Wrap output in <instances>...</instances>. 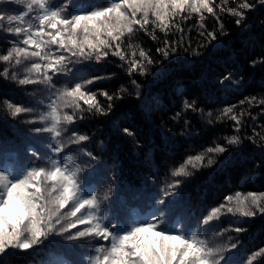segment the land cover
Masks as SVG:
<instances>
[{"label":"trees","instance_id":"1","mask_svg":"<svg viewBox=\"0 0 264 264\" xmlns=\"http://www.w3.org/2000/svg\"><path fill=\"white\" fill-rule=\"evenodd\" d=\"M106 2L72 0L71 8L79 11ZM218 5L219 0L216 10L228 34L219 36L207 48H201L203 55L194 56L191 50H184L189 42L192 47L203 42L197 28L193 27L200 18L199 14L186 12L171 21L167 33L156 28L155 40L143 31H137L131 38L125 37V43H140L141 47L150 50L154 61H159L146 65V74L137 72L129 76L127 64L109 55L99 63L91 60L70 65L74 75L70 73L54 79L59 81V87L76 80L103 76L105 79L89 85V90L122 95L121 99L114 101L98 95L105 107L109 103L113 105L112 110L105 116L86 113L85 118L73 126L77 132L91 137L84 145L71 146L76 149L77 163L91 165L82 174L86 189L94 190L101 199L106 192L113 198V203L108 200L101 204L106 222L130 225L156 213L165 218L164 226L169 230L188 227L213 243L228 244L238 240V248L227 255L237 264H245L250 254L264 248V216L240 219L226 214L203 227L200 220L212 207L223 203L227 195L237 191H264V147L260 146L264 141L257 137L254 144L246 139L253 135V129L264 135V105L240 103L246 97L264 98V63H260L264 59V7L257 6L247 12L245 20L238 26L236 17L220 12ZM229 6L236 7L237 4L230 0ZM20 7L10 4L2 10L14 14L13 10ZM181 16L189 18L181 22ZM204 16L207 26L215 24L211 14L205 12ZM150 19L154 18L150 16ZM153 27L148 25L150 31ZM181 36L184 37L183 43ZM16 39L0 30V53H6ZM165 40L176 49L168 59L155 51L157 47H163ZM253 61H256L255 66ZM5 67H8L7 62L0 61V71ZM18 72L22 78L25 74L23 65L19 66ZM229 74L231 79H225ZM132 80H136L139 88L132 84ZM122 89H128V92H121ZM45 96L43 85L22 86L0 76V101L10 99L37 109V112L12 119L6 107L0 104V166L19 169L47 162L50 137L30 131L41 126L39 123L24 122L35 119L43 110ZM186 101H195L198 110L186 109ZM230 105H236L237 111L242 109L251 113V116L243 117L244 126L238 133L242 143L228 146V152L210 167L197 171L189 166L193 174L179 178L182 183L174 195L168 197L165 204H160L158 201L163 190L177 179L171 171L188 155H195L214 142L226 144L225 137L237 134L232 121L216 119L220 111ZM125 127L136 135H125ZM32 151L37 155L33 156ZM89 151L97 157L96 160L84 154ZM237 226H243L247 231L236 233L233 229ZM216 232L221 235L216 237ZM53 239L50 237L34 250L17 251L3 257V264H89L93 242ZM253 264H264V257Z\"/></svg>","mask_w":264,"mask_h":264},{"label":"snow or ice","instance_id":"2","mask_svg":"<svg viewBox=\"0 0 264 264\" xmlns=\"http://www.w3.org/2000/svg\"><path fill=\"white\" fill-rule=\"evenodd\" d=\"M232 2L237 6L230 7V0H219L218 7L220 12L236 17L238 26L245 20L247 12L257 6L264 7V0ZM4 3L21 7L13 10L14 14L0 10V30L17 38L6 53H0V61L8 64L0 71V76L22 86H44L46 104L43 110L35 119L24 122L39 123L41 126L30 131L37 135L47 134L51 143L44 165L29 164L19 169L0 166V264H3V257L17 251L34 250L54 236L69 242H93L89 264H237L227 254L238 248V240L228 244L213 243L207 237L202 238L199 231L188 227L169 230L164 226L165 218L156 213L130 225L106 222L101 204L109 200V193L106 192L101 199L94 190L86 189L82 174L91 165L77 163L76 149L71 147L84 145L91 137L77 132L73 126L78 120H83L86 113L105 116L112 110L113 105L109 103L105 107L98 95L107 101L121 99L122 95L89 90L88 86L105 79L103 76L76 80L59 87V81L54 79L70 73L74 75L70 65L91 60L99 63L109 55L127 64L129 76L137 72L146 74L145 66L159 61H154L150 50L141 47L140 43H125V37L131 38L137 31H143L155 40L156 28L167 33L172 26L171 21L186 12L199 14L200 18L193 27L197 28L203 42L196 47L189 42L184 50H191L194 56L203 55L201 48H207L219 36L228 34L216 10L217 0H107L105 4L90 5L79 11L71 8L72 0H0V4ZM205 12L215 20L211 27L205 24ZM188 18L181 16V22ZM150 24L154 25L151 31L148 28ZM180 39L183 43L184 37ZM175 50L167 40L163 47L155 49L164 59H168ZM260 63H264V59ZM255 64L253 61V66ZM22 65L25 74L20 78L18 69ZM225 79L230 80L231 74ZM132 84L139 88L136 80H132ZM121 92H128V89ZM136 96L140 97L139 91ZM240 103L264 105V98L246 97ZM0 104L6 107L12 119L37 112L34 107L10 99H4ZM185 108L198 110L195 101H186ZM245 115L251 116V113L242 109L237 111L236 105L220 111L216 119L232 121L237 134L225 137L226 144L214 142L203 151L188 155L171 171L177 179L163 190L158 201L160 204H165L167 198L174 195L182 183L179 178L193 174L189 166L197 171L210 167L218 157L228 152V146L242 143L238 133L244 126ZM123 133L136 135L128 127L123 129ZM257 137L264 141V135L253 129V135L246 139L255 144ZM260 146L264 147V144ZM84 154L93 161L97 159L90 151ZM32 155L37 153L32 151ZM226 214L249 219L264 216V191H237L227 195L223 203L212 207L200 220V225L208 226ZM233 231L242 233L247 229L237 226ZM260 257H264V248L250 254L246 264H253Z\"/></svg>","mask_w":264,"mask_h":264},{"label":"rangeland","instance_id":"3","mask_svg":"<svg viewBox=\"0 0 264 264\" xmlns=\"http://www.w3.org/2000/svg\"><path fill=\"white\" fill-rule=\"evenodd\" d=\"M10 4H8V3H4V4H0V10H2V9H4V8H7L8 6H9ZM75 146V145H74ZM110 198H109V202L110 203H113V198H112V196L110 195L109 196ZM167 205H169V204H167ZM112 206H114V204L112 205ZM169 206H171V205H169ZM239 217V216H238ZM240 218V217H239ZM241 219V218H240ZM192 221V220H191ZM217 233V232H216ZM216 237H217V235H215ZM62 240L63 238L62 237H55L54 236V239H53V241H57V240ZM63 241H65V240H63ZM77 243H79L78 241H77ZM216 243H218V242H216ZM246 264V263H245Z\"/></svg>","mask_w":264,"mask_h":264}]
</instances>
